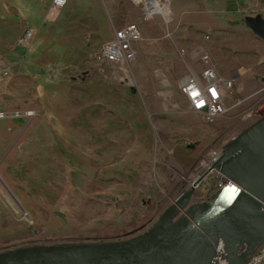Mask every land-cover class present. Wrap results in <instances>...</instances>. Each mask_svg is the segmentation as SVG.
Wrapping results in <instances>:
<instances>
[{"label":"rangeland","instance_id":"obj_1","mask_svg":"<svg viewBox=\"0 0 264 264\" xmlns=\"http://www.w3.org/2000/svg\"><path fill=\"white\" fill-rule=\"evenodd\" d=\"M159 2L167 22L136 0H69L55 21L45 20L50 0H0V113L35 118L0 119V154L30 125L12 158H0V252L145 232L264 116L262 97L253 96L264 85V42L244 25L245 17L264 19V0ZM132 23L141 31L135 59L100 61L102 44ZM26 28L34 37L17 46ZM205 55L234 80L229 110L208 124L180 90ZM218 177L209 174L193 203L215 199L227 182L217 188Z\"/></svg>","mask_w":264,"mask_h":264},{"label":"water","instance_id":"obj_2","mask_svg":"<svg viewBox=\"0 0 264 264\" xmlns=\"http://www.w3.org/2000/svg\"><path fill=\"white\" fill-rule=\"evenodd\" d=\"M244 25L264 42L261 15ZM264 82V79L262 80ZM216 173L227 180L212 202L193 203L196 188ZM264 116L226 144L145 232L125 240L0 252V264H210L219 237L227 264H247L264 244ZM245 244L238 254L236 245Z\"/></svg>","mask_w":264,"mask_h":264},{"label":"built area","instance_id":"obj_3","mask_svg":"<svg viewBox=\"0 0 264 264\" xmlns=\"http://www.w3.org/2000/svg\"><path fill=\"white\" fill-rule=\"evenodd\" d=\"M68 1L69 0H50L45 13V20L55 21ZM33 37L34 31L31 28H26L16 40V45L26 47L32 41ZM140 39L141 31L137 24L132 23L125 25L116 30L109 41L102 44L98 58L106 64L118 66L127 65L135 59L134 45L140 41ZM201 61L206 65L204 69L201 70L199 74H190L185 77L180 82V90L186 101L188 111L196 114L202 123L208 124L217 118L223 117L229 110L227 98L232 92L234 80L232 78L227 79L219 76L214 68L210 66L208 56H203ZM253 96H260L262 97L259 98L260 102L264 101V85L261 89L256 91ZM240 103L239 100L236 101L233 107L240 105ZM13 115L18 116V113H14ZM6 116V114L0 113V119ZM235 138L236 137H233L229 142ZM220 154H218V156ZM217 157L211 160L212 163ZM216 183L217 188L221 187L223 179L219 176ZM262 211L264 212V204L262 206ZM236 247L238 254L243 253L246 249L245 244L238 243ZM224 256L223 243L221 239L217 237L214 246V255L210 260V264H227ZM247 264H264V250H260V246L253 252Z\"/></svg>","mask_w":264,"mask_h":264},{"label":"crops","instance_id":"obj_4","mask_svg":"<svg viewBox=\"0 0 264 264\" xmlns=\"http://www.w3.org/2000/svg\"><path fill=\"white\" fill-rule=\"evenodd\" d=\"M231 1H233V0H223V2H226L225 5H227ZM35 111H36V109H35ZM13 112L14 111L13 110H10V108H8V111L5 112V114L8 116L7 117L8 118L7 119L8 120L7 122H11V121H13V122H35V118L28 117L26 120H24L23 116H14L13 115L14 114ZM1 113H3V112H1ZM29 126L30 125L25 126L23 128V130L21 131L20 134H17V136H14V140H12V143L10 144V142H9V148L7 149V151L5 153L0 154V158L3 159L2 160L3 162L7 158H9V159L12 158V154L15 153V150H16V147L15 146L17 144H19V143L23 144V141H24L25 137L27 136L26 131L29 129ZM11 137H13V136H11Z\"/></svg>","mask_w":264,"mask_h":264},{"label":"bare ground","instance_id":"obj_5","mask_svg":"<svg viewBox=\"0 0 264 264\" xmlns=\"http://www.w3.org/2000/svg\"><path fill=\"white\" fill-rule=\"evenodd\" d=\"M136 1H139V2L141 1L142 3H144L146 15L151 16V15H157L158 14V15H161L163 17L165 22H167L169 20L170 11L167 9H164L161 6L159 0H136ZM29 115H30V113H29ZM217 156H218V154L213 159H215ZM223 182H224V179H223ZM262 206H263V204H262ZM260 250H264V244L260 245Z\"/></svg>","mask_w":264,"mask_h":264},{"label":"trees","instance_id":"obj_6","mask_svg":"<svg viewBox=\"0 0 264 264\" xmlns=\"http://www.w3.org/2000/svg\"><path fill=\"white\" fill-rule=\"evenodd\" d=\"M217 196V195H216Z\"/></svg>","mask_w":264,"mask_h":264}]
</instances>
